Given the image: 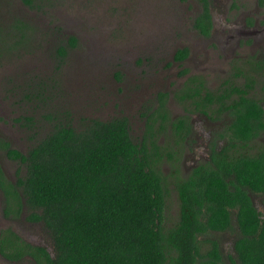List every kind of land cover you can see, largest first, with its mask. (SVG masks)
<instances>
[{
  "label": "trees",
  "instance_id": "obj_1",
  "mask_svg": "<svg viewBox=\"0 0 264 264\" xmlns=\"http://www.w3.org/2000/svg\"><path fill=\"white\" fill-rule=\"evenodd\" d=\"M23 1L34 5V0ZM197 1L201 6L193 25L207 35L209 0ZM74 44L71 34L56 44L57 62ZM186 55L187 48L179 47L172 59L181 61ZM226 82L211 90L201 76L188 75L173 92L207 116L210 108L228 115L216 132L223 143L216 145L211 139L207 156L185 174L179 173L176 150L171 148L164 150L171 160L169 172L158 166L162 146L156 141L166 134L168 120L165 92H158L156 108L143 114L139 138L129 134L124 115L80 117L74 125L67 110L63 117L46 110L50 127L25 151L11 147L0 135V150L23 167L22 174L10 180L0 164L3 213L18 217L24 209L25 219L41 222L51 241L47 251L5 227L0 254L7 259L29 256L34 264H225L209 234L231 230L232 254L226 255L227 261L264 264V211L250 195H261L264 203V141L249 151V142L264 129V108L249 94V82ZM14 120L22 126L32 124L30 115ZM169 122L173 142L179 144L189 133L187 115ZM166 182L175 191L177 218L163 228Z\"/></svg>",
  "mask_w": 264,
  "mask_h": 264
},
{
  "label": "rangeland",
  "instance_id": "obj_2",
  "mask_svg": "<svg viewBox=\"0 0 264 264\" xmlns=\"http://www.w3.org/2000/svg\"><path fill=\"white\" fill-rule=\"evenodd\" d=\"M199 10L197 0H34L31 6L23 0H0V135L11 147L25 151L50 127L46 110L56 117L67 110L74 125L80 117L124 115L129 134L139 138L143 114L156 108L157 93L165 92L168 120L166 134L156 141L162 146L158 166L169 172L171 160L164 150L171 148L176 150L179 173L185 174L207 156L211 139L216 145L223 143L216 132L228 121L224 113L207 110L209 117L173 95L186 76H201L211 90L225 80L226 85L249 82V94L264 108V6H256L254 0H209L207 35L192 25ZM251 28L255 30L246 32ZM69 34L75 44L57 62L55 46ZM181 46L187 55L174 61L172 54ZM28 93L35 96H24ZM185 113L190 131L176 144L169 120ZM22 115H30L32 124L22 126L14 120ZM259 141H264V129L249 142V151ZM0 164L10 180L23 172L22 165L2 150ZM250 195L264 211L262 196ZM176 218L177 198L166 182L162 227L173 225ZM5 227L31 244L51 248L42 223L26 220L24 209L18 217L4 215L0 191V232ZM209 236L230 264L226 255L232 254L234 232L213 231ZM0 264L34 263L29 256L7 259L0 254Z\"/></svg>",
  "mask_w": 264,
  "mask_h": 264
},
{
  "label": "flooded vegetation",
  "instance_id": "obj_3",
  "mask_svg": "<svg viewBox=\"0 0 264 264\" xmlns=\"http://www.w3.org/2000/svg\"><path fill=\"white\" fill-rule=\"evenodd\" d=\"M254 2H255V4H256V6H264V0H261V1H259V0H254ZM199 3V2H198ZM257 4H259V5H257ZM199 6H201V4L199 3ZM208 6H209V4H208ZM198 13V12H197ZM196 13V14H197ZM254 20V23L255 22H258V20L256 19V18H254L253 19ZM192 25H193V20H192ZM193 27H194V25H193ZM210 27H211V22H210ZM200 34H202L196 27H194ZM210 29V28H209ZM255 30V28H251V29H249V30H247L246 32H253ZM203 35V34H202ZM181 47H185V46H181ZM185 58V57H184ZM183 58V59H184ZM182 59V60H183ZM187 77V76H186ZM185 77V78H186ZM203 80H204V78H203ZM204 84H205V80H204ZM183 86V85H182ZM206 86V85H205ZM217 89V88H216ZM193 107H194V104L192 105ZM212 106V105H211ZM211 109V108H210ZM210 109H208V110H210ZM221 113H224L226 116H227V120H228V115L226 114V111H223V112H220L219 114L221 115ZM214 114H215V112H214ZM189 131H190V126H189ZM205 158V157H204ZM2 167V166H1ZM45 247V246H44ZM46 248V250L48 251V248L47 247H45Z\"/></svg>",
  "mask_w": 264,
  "mask_h": 264
}]
</instances>
